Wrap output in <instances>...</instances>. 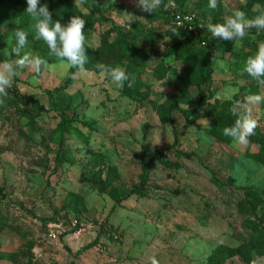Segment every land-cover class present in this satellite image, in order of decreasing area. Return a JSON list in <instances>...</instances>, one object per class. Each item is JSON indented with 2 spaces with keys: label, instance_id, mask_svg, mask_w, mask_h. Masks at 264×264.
I'll return each mask as SVG.
<instances>
[{
  "label": "rangeland",
  "instance_id": "374dc122",
  "mask_svg": "<svg viewBox=\"0 0 264 264\" xmlns=\"http://www.w3.org/2000/svg\"><path fill=\"white\" fill-rule=\"evenodd\" d=\"M39 4L63 24L85 20L87 62L66 82L70 66L36 38L27 0H0V62L19 58L14 33L23 29L20 56L47 64L40 73L18 68L0 105V264H252L255 257L264 264V254L247 249L264 246L261 209L247 206L251 193L264 191L256 159L264 102L246 145L213 135L215 115L264 94L244 70L264 40L217 39L207 29L235 9L253 18L264 0H218L216 9L209 0H182L214 39L210 49L173 35L163 11L142 12L133 0ZM208 63L206 116L187 123L170 108L191 107L195 77ZM97 64L119 66L129 80L118 87ZM155 154L175 165L150 160ZM142 174L143 195L130 194Z\"/></svg>",
  "mask_w": 264,
  "mask_h": 264
},
{
  "label": "clouds",
  "instance_id": "9594fccd",
  "mask_svg": "<svg viewBox=\"0 0 264 264\" xmlns=\"http://www.w3.org/2000/svg\"><path fill=\"white\" fill-rule=\"evenodd\" d=\"M135 6L142 12L154 14L156 9L161 6L165 10L171 6L164 4L163 0H133ZM85 0H75L77 6H82ZM209 7L216 9L218 0H209ZM27 13L35 17L34 29L37 39H42L48 46L50 54L58 57L60 60L67 61L68 65L80 71L84 70L87 62L86 49L84 47L86 37L84 35L85 20L80 16H72L70 20L63 24L60 20H54L47 4L40 5L39 0H27ZM252 11L256 15L249 19L243 10L235 9L230 15H225L222 22L207 24L208 31L213 37L228 41L242 40L248 33V30L256 29L257 33L264 31V7L259 4L253 6ZM135 15L128 17V23L134 21ZM189 19V18H185ZM179 20V18H177ZM184 23L177 22L169 30L175 36H180L179 29ZM204 27V25H200ZM27 33L23 29H17L14 33L16 46L12 52L19 58L16 61L5 60L0 62V105L5 103L8 96V89L12 88L13 80L17 76V69L29 67L36 73H40L42 66L46 67V61L39 56L24 54L20 56L21 49L27 43ZM163 51V44H161ZM97 68L111 78L118 86L123 87L124 81L129 80L125 70L119 66L110 67L104 64H97ZM244 70L264 87V41L259 42L257 51L254 55L247 58ZM130 86V85H129ZM264 102V94L249 95L242 102H236L232 105V114L237 116L234 124L225 127L223 135L230 137L235 143L246 145L248 138L254 135L258 126V120L254 114V109ZM260 257H255L252 264H258ZM153 264H156L153 261Z\"/></svg>",
  "mask_w": 264,
  "mask_h": 264
},
{
  "label": "trees",
  "instance_id": "16d2710c",
  "mask_svg": "<svg viewBox=\"0 0 264 264\" xmlns=\"http://www.w3.org/2000/svg\"><path fill=\"white\" fill-rule=\"evenodd\" d=\"M173 1H175V0H173ZM163 3L169 4V0H163ZM175 3H176L175 9L177 11H179V12H185L186 11V10H184V8L182 6V0H177V1H175ZM158 9L163 11V13L165 14L166 18L169 20L170 25H171L169 7L167 8V10H165L163 6H161ZM196 19H197V24H200L199 19L197 17H196ZM172 27H174V26H172ZM179 32H180V35L190 37L193 42L199 44L200 46L201 45L205 46L208 49H210L211 45H213L215 43L213 38H211L210 36L209 37L207 36L204 27L203 28L202 27L201 28L196 27L195 32H191V33L187 32L186 30H183V29H179ZM248 33L253 34L250 36L255 35L258 40H264V31L257 33L256 29H251V30H248ZM209 51H207L208 54H209ZM181 55H183V53ZM206 58L208 60V55L206 56ZM73 73H74V68L70 67V69L68 71V78H67L66 82H68L72 78ZM211 75H212V67L208 63L207 66L202 70V72L197 74L195 77V80L197 82V85H196V89H197L196 101L191 105L190 108H187V109H183V108H180L179 106L172 104L170 110L171 111H177L178 113H180L181 116H183V118L185 119V122H187V123L196 122L198 119H200L201 116L202 117L206 116L205 114L200 115V112L202 111L204 113L203 104H204V101L206 98V94L209 90V85L211 83ZM214 117L216 118L215 119L216 127L213 128V135L215 137H217L218 139H222L226 142H230L232 139L230 137H225L223 135V130L225 127L232 126L234 124L235 120L237 119V117H235L232 114L231 110L227 111L226 113L221 114V115H215ZM164 120L169 121L170 120L169 115ZM256 159L260 163V165L264 166V144L261 145L260 148L258 149ZM150 160L156 161L165 167H172L175 165V164L171 163L167 159L166 156L161 155V154L153 155L150 158ZM144 189H145V178H144V174H142L141 175V182L139 183V185L137 187L130 190V194H137V195L141 196L144 193ZM251 194L252 195L249 197V199L247 201V206H249V207H253V206L257 207L258 206L257 208L261 209L260 215L263 218V222H264V191L261 193L253 192ZM5 196H6V194L3 191V188H0V199H3ZM247 249L250 250V253L255 254V252L257 253L258 251H260V255L264 254V246L254 247L253 243H250V244H247Z\"/></svg>",
  "mask_w": 264,
  "mask_h": 264
},
{
  "label": "built area",
  "instance_id": "2783aa9c",
  "mask_svg": "<svg viewBox=\"0 0 264 264\" xmlns=\"http://www.w3.org/2000/svg\"><path fill=\"white\" fill-rule=\"evenodd\" d=\"M176 3L175 1L171 0V6H169V11H170V20H171V25L175 26V24L177 22H182L184 23V26L180 29L186 30L187 32H195L196 27L201 28L200 24H197V19L196 16L190 12H179L176 9ZM189 18V19H185V18ZM177 18H179V20H177ZM48 227L50 229H53L56 227H59L58 229H60V226L52 224V223H48ZM62 232V231H61ZM59 232V233H61ZM50 236H53V231H50Z\"/></svg>",
  "mask_w": 264,
  "mask_h": 264
}]
</instances>
